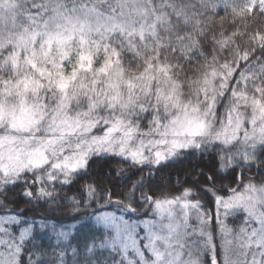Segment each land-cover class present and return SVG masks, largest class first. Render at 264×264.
Segmentation results:
<instances>
[{
    "label": "snow or ice",
    "instance_id": "6c2138e0",
    "mask_svg": "<svg viewBox=\"0 0 264 264\" xmlns=\"http://www.w3.org/2000/svg\"><path fill=\"white\" fill-rule=\"evenodd\" d=\"M0 264H264V0H0Z\"/></svg>",
    "mask_w": 264,
    "mask_h": 264
},
{
    "label": "trees",
    "instance_id": "16d2710c",
    "mask_svg": "<svg viewBox=\"0 0 264 264\" xmlns=\"http://www.w3.org/2000/svg\"><path fill=\"white\" fill-rule=\"evenodd\" d=\"M197 161L196 160H190V161H185L182 164H178V165H173L172 167H170L169 169L165 170L164 172L160 173L157 176L158 180H165L167 181L169 173H175L177 171H181L183 169L186 168H190L191 165L196 164ZM116 165L114 166L113 164H108L105 165L103 161L94 163L92 166L91 174L96 176L98 179L104 181L105 184H115L116 181V177L113 175H109V169L110 168H115ZM227 183V181H225ZM38 212H43V209H37ZM29 215H31V213H29ZM61 217L59 216V214H57V219H60ZM41 239L46 240L47 237H41Z\"/></svg>",
    "mask_w": 264,
    "mask_h": 264
},
{
    "label": "rangeland",
    "instance_id": "374dc122",
    "mask_svg": "<svg viewBox=\"0 0 264 264\" xmlns=\"http://www.w3.org/2000/svg\"><path fill=\"white\" fill-rule=\"evenodd\" d=\"M115 166V164H113ZM122 167H126V166H122Z\"/></svg>",
    "mask_w": 264,
    "mask_h": 264
}]
</instances>
